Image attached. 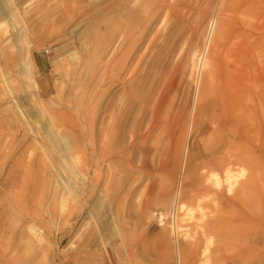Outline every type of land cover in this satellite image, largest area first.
I'll list each match as a JSON object with an SVG mask.
<instances>
[{"label": "rangeland", "instance_id": "rangeland-1", "mask_svg": "<svg viewBox=\"0 0 264 264\" xmlns=\"http://www.w3.org/2000/svg\"><path fill=\"white\" fill-rule=\"evenodd\" d=\"M0 264H264V0H0Z\"/></svg>", "mask_w": 264, "mask_h": 264}, {"label": "bare ground", "instance_id": "bare-ground-1", "mask_svg": "<svg viewBox=\"0 0 264 264\" xmlns=\"http://www.w3.org/2000/svg\"><path fill=\"white\" fill-rule=\"evenodd\" d=\"M194 49V48H193ZM185 52V51H184ZM196 54V53H195ZM193 59H194V57H193ZM195 60H196V58H195ZM194 61V60H193ZM193 66V65H192ZM216 122H218V121H216ZM241 125V124H240ZM233 130V129H232ZM238 131V130H237ZM216 139V138H215ZM233 140V139H232ZM241 143V142H240ZM227 145V144H226ZM243 145V144H242ZM237 147V146H236ZM244 147V146H243ZM246 147V146H245ZM228 148V150H230L229 149V147H227ZM230 148H231V146H230ZM232 148H234L233 146H232ZM235 149V148H234ZM248 149V148H247ZM250 149V148H249ZM248 149V150H249ZM227 150V151H228ZM240 150H242V147H241V149ZM246 150V149H245ZM224 152H225V150H224ZM229 152V151H228ZM228 154V153H227ZM239 154V153H238ZM223 156H224V153H223ZM219 157V156H218ZM233 157V156H232ZM241 160V159H240ZM220 161V160H219ZM223 161V160H222ZM244 164V163H243ZM242 164V165H243ZM223 165V164H222ZM225 165H223V167H224ZM227 166V165H226ZM235 167V166H234ZM217 170V169H216ZM235 170V169H234ZM233 170V171H234ZM223 171V170H222ZM233 171H232V173H233ZM236 171V170H235ZM220 173V172H219ZM223 173H224V171H223ZM73 174H75V171H73ZM224 175V174H223ZM228 175V174H227ZM231 175V174H230ZM229 176V175H228ZM221 177V176H220ZM229 178V177H228ZM237 178V177H236ZM231 179V178H230ZM233 179H235V178H233L232 177V180ZM220 181H222V180H220ZM234 181V180H233ZM233 181H231V182H233ZM218 182V181H217ZM229 182V181H228ZM227 183V182H226ZM218 184H220V183H218ZM222 184V183H221ZM221 184H220V186H221ZM224 184V183H223ZM221 187H223V185L221 186ZM219 188V187H218ZM234 199H237V198H234ZM233 199V200H234ZM234 202H235V200H234ZM234 204V203H233ZM235 218H236V215H235ZM236 220V219H235ZM233 221V220H232ZM236 222V221H235ZM238 222V221H237ZM223 223H225V222H223ZM234 223V222H233ZM232 223V224H233ZM220 224V223H219ZM235 224V223H234ZM236 225V224H235ZM234 226V225H233ZM234 228H236V227H234ZM233 231V230H232ZM30 232H31V234L33 235V237H34V241H36V242H41V243H43L44 241H43V238H42V236L41 235H39L38 234V232H36L35 231V229H33V228H30ZM233 232H235V230L233 231ZM219 235V234H218ZM32 237V238H33ZM235 238V237H234ZM44 244V243H43ZM234 246V245H233ZM223 248V247H222ZM106 252V251H105ZM240 257V256H239ZM237 259V258H236Z\"/></svg>", "mask_w": 264, "mask_h": 264}]
</instances>
